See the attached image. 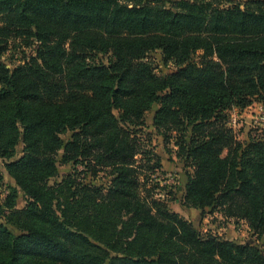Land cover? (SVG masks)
Instances as JSON below:
<instances>
[{
  "label": "trees",
  "instance_id": "16d2710c",
  "mask_svg": "<svg viewBox=\"0 0 264 264\" xmlns=\"http://www.w3.org/2000/svg\"><path fill=\"white\" fill-rule=\"evenodd\" d=\"M230 3L0 0V158L21 146L9 168L29 199L0 222V264H264V245L169 209L141 135L159 104L153 126L191 170L183 205L264 240V137L240 141L229 115L264 107V0ZM12 43L35 49L9 68Z\"/></svg>",
  "mask_w": 264,
  "mask_h": 264
},
{
  "label": "rangeland",
  "instance_id": "374dc122",
  "mask_svg": "<svg viewBox=\"0 0 264 264\" xmlns=\"http://www.w3.org/2000/svg\"><path fill=\"white\" fill-rule=\"evenodd\" d=\"M227 6H242L247 0H230ZM33 49L19 47L12 43L2 56V61L9 68L21 64L25 58L33 54ZM150 60L158 74H165L174 71L173 65H166L162 61L160 53L150 55ZM97 61L107 63L108 57L97 56ZM159 104L145 116V128L141 131L144 139H150L155 152L161 157L162 169L154 175V181L163 188L164 196L168 193L167 200L169 209L179 213L186 220L191 222L203 234H211L221 239L231 241L240 245H258L262 248L264 240H259L254 232L243 221L223 218L218 212L212 213L210 209L206 211L187 208L183 205L184 191L187 184V173L191 172L183 161L177 158V148L174 142H167L160 136L153 126V118L158 110ZM230 121L235 118L236 125L231 126L240 141L248 142L250 137H264V107L259 102H254L245 109L234 108L229 112ZM17 155L12 160L0 158V174L4 178V186L0 189V222H6L14 212L21 211L29 203L28 196L21 189L16 177L10 173L9 166L21 156V146L17 148ZM62 174H68L69 167H61ZM82 169V167L80 168ZM51 181L49 186H53ZM152 185V184H151Z\"/></svg>",
  "mask_w": 264,
  "mask_h": 264
},
{
  "label": "built area",
  "instance_id": "2783aa9c",
  "mask_svg": "<svg viewBox=\"0 0 264 264\" xmlns=\"http://www.w3.org/2000/svg\"><path fill=\"white\" fill-rule=\"evenodd\" d=\"M236 119L235 118H233L231 121H230V126H235L236 125Z\"/></svg>",
  "mask_w": 264,
  "mask_h": 264
}]
</instances>
